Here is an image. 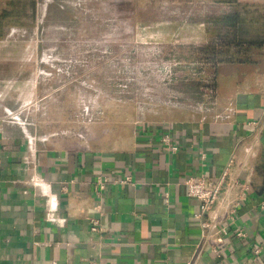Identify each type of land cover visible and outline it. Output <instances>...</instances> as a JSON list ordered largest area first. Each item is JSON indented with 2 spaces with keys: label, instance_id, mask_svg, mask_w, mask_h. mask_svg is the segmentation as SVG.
Here are the masks:
<instances>
[{
  "label": "crops",
  "instance_id": "crops-1",
  "mask_svg": "<svg viewBox=\"0 0 264 264\" xmlns=\"http://www.w3.org/2000/svg\"><path fill=\"white\" fill-rule=\"evenodd\" d=\"M247 59L218 64L187 118L139 127L110 150L0 104V264H264V46ZM230 160L216 204L196 218L184 180H216ZM98 177L109 181L101 193Z\"/></svg>",
  "mask_w": 264,
  "mask_h": 264
},
{
  "label": "rangeland",
  "instance_id": "rangeland-1",
  "mask_svg": "<svg viewBox=\"0 0 264 264\" xmlns=\"http://www.w3.org/2000/svg\"><path fill=\"white\" fill-rule=\"evenodd\" d=\"M5 8L0 104L98 150L207 103L216 63L239 57L227 47L231 14L245 40L264 37V7L235 0H0Z\"/></svg>",
  "mask_w": 264,
  "mask_h": 264
},
{
  "label": "built area",
  "instance_id": "built-area-1",
  "mask_svg": "<svg viewBox=\"0 0 264 264\" xmlns=\"http://www.w3.org/2000/svg\"><path fill=\"white\" fill-rule=\"evenodd\" d=\"M160 142L164 148H166L170 153H176L178 151V146L173 145L171 143L170 137L168 135H162L160 138ZM232 161L230 160L225 170L222 172L220 177L216 180L207 181L203 176L197 178H187L184 180V186L186 188V195L190 200H193L198 205V213L196 214V218H202L207 216L211 210L213 209L214 205L216 204L222 188L225 184L226 178L228 176V169L231 167ZM130 179L127 177L124 180L115 182L125 183L128 182ZM108 179L105 177H98L96 179L94 185V191L97 193H101L106 184L108 183ZM240 200L244 201L245 198H240ZM239 205V203H238ZM264 207V205H263ZM234 212L230 216V220L234 219L232 216ZM91 232H99L101 231L100 222L98 220H92L90 225ZM236 236L242 237V233L240 231L237 232Z\"/></svg>",
  "mask_w": 264,
  "mask_h": 264
},
{
  "label": "trees",
  "instance_id": "trees-1",
  "mask_svg": "<svg viewBox=\"0 0 264 264\" xmlns=\"http://www.w3.org/2000/svg\"><path fill=\"white\" fill-rule=\"evenodd\" d=\"M16 1V0H13ZM11 5V4H9ZM8 16L7 14V9H3L0 11V38L3 36L4 33V19L5 17ZM231 18L233 20H231ZM225 20L224 22H227L226 24L229 26L228 34L231 36L230 41H228V46L227 47H233L234 50L236 51V55L239 56L236 59H232L231 61L228 60H223L219 61L218 64L221 63H230V62H247V56L248 54L256 49L261 48L264 46V37H260L259 39H252V40H245L243 38V32L239 29L238 26L241 25L240 21L241 18L238 14L234 13L231 14V16ZM215 47V46H213ZM215 64V65H216Z\"/></svg>",
  "mask_w": 264,
  "mask_h": 264
}]
</instances>
